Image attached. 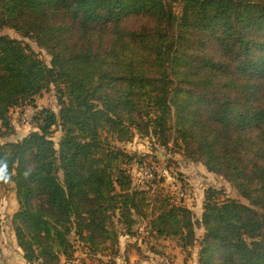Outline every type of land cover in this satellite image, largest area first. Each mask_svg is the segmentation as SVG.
Returning <instances> with one entry per match:
<instances>
[{"label":"trees","instance_id":"1","mask_svg":"<svg viewBox=\"0 0 264 264\" xmlns=\"http://www.w3.org/2000/svg\"><path fill=\"white\" fill-rule=\"evenodd\" d=\"M4 28L51 61L0 34V130L50 85L58 106H34V130L0 144L25 264H113L118 226L134 235L152 210L150 236L175 228L183 249L202 227L198 264H264V0H0ZM135 133L172 143L247 204L208 188L195 222L166 192L135 186V156L117 146Z\"/></svg>","mask_w":264,"mask_h":264},{"label":"rangeland","instance_id":"2","mask_svg":"<svg viewBox=\"0 0 264 264\" xmlns=\"http://www.w3.org/2000/svg\"><path fill=\"white\" fill-rule=\"evenodd\" d=\"M165 1L172 3V0ZM175 3H173V6L176 12L179 13L180 5L178 2ZM0 34L22 40L26 46L49 66L51 56L46 50L38 47L31 40L23 39L11 28L0 30ZM49 87V90L37 94L34 97L33 103L28 102L26 106L21 107L22 109L16 110V113L10 112L11 128L9 130H0V144L20 141L30 131L34 130L33 125H31L37 112L34 106L37 105L38 109L47 108L54 112L58 111L53 86L50 85ZM61 135L60 130L54 131L52 132L51 139L57 144ZM117 146L135 156V162L130 170L135 186L143 187L151 183L155 192H159L160 190L171 196V204L181 203L191 209L195 222H199L196 218L202 212L204 192L208 188L221 190L222 194L220 196L247 204V201L222 176L208 173L205 167L199 163L190 162L172 143L164 147L159 145L151 136L144 137L135 133L129 141L117 142ZM178 176L187 179L190 182L191 189L182 187ZM16 209L17 202L13 191V184L8 181L0 182V264H25L20 258L19 254H21V251L16 245L10 221ZM154 219L155 214L153 210L147 219H138L132 227L134 235L124 234L122 227L118 226L121 234L118 245L119 256L115 257L113 264H173L176 261V257H172L171 252H178V254L181 252L186 256V261H189L188 264H193V259L198 255L199 241L203 235L202 227L199 224L196 225V242L193 246L183 249L182 238L180 234L175 233V228L161 236L160 239L153 235L152 237L150 236L151 224ZM70 240L74 242V237H70ZM76 251L75 257H84L81 254V252H84L81 244ZM85 260L87 264H99L97 261L101 259L95 258L92 261L85 258ZM107 260L103 258L101 264H106ZM179 264L187 263L179 262Z\"/></svg>","mask_w":264,"mask_h":264},{"label":"crops","instance_id":"3","mask_svg":"<svg viewBox=\"0 0 264 264\" xmlns=\"http://www.w3.org/2000/svg\"><path fill=\"white\" fill-rule=\"evenodd\" d=\"M180 253L178 254V252H171L172 257H174V256L176 257V261L173 264H179V262H185L188 264L189 261H186V256H184V254H182V253L180 254ZM19 255H20V258L22 259L23 263H25L24 259L22 258V255L21 254H19ZM193 264H198V255H196V257L193 259Z\"/></svg>","mask_w":264,"mask_h":264}]
</instances>
